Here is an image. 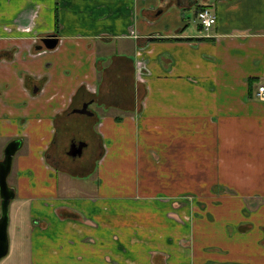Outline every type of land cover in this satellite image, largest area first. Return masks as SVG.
Returning a JSON list of instances; mask_svg holds the SVG:
<instances>
[{"label":"crops","instance_id":"obj_1","mask_svg":"<svg viewBox=\"0 0 264 264\" xmlns=\"http://www.w3.org/2000/svg\"><path fill=\"white\" fill-rule=\"evenodd\" d=\"M180 1L0 0V161L21 140L9 223L31 221L30 264H264V0H197L209 38ZM214 181L237 190L195 218Z\"/></svg>","mask_w":264,"mask_h":264},{"label":"rangeland","instance_id":"obj_2","mask_svg":"<svg viewBox=\"0 0 264 264\" xmlns=\"http://www.w3.org/2000/svg\"><path fill=\"white\" fill-rule=\"evenodd\" d=\"M190 15V20L193 24H196L195 21V16H194V9H190L189 11H187ZM107 164H104V167H106ZM98 167H97V172H98ZM105 170V169H104ZM97 172L95 171L94 174V178L91 177V179H99L97 176ZM123 173V172H121ZM120 174V172H119ZM122 178L124 180L122 181H113L114 184H123L121 186L118 187H113L110 188L112 189L114 192L118 191V195H127L129 193V187L125 184L127 182V178L126 176L123 174ZM167 175V174H165ZM183 175V174H181ZM180 175V176H181ZM167 177V176H165ZM203 178H207V180H205V182H209L210 180H208V178L212 179V174H210L209 171H206L202 174ZM189 180L188 179H183L182 180V184H188ZM228 189H236V188H228L227 185L223 186L220 184V181H214V183L212 184L210 191H198L193 193L192 191H190V195H192L194 198L199 197L202 200L201 201H195V210H194V217H198V216H205L206 217V221L208 218L209 214H199L200 212H209L207 209H211L210 207H214L215 203L218 201L216 200V195L220 194V193H224L227 192ZM214 190V191H212ZM237 190V189H236ZM186 193V192H184ZM122 199V198H120ZM243 200V199H242ZM10 206V205H9ZM253 207V205L251 203H247L245 205L246 209H251ZM193 210V206H190V211ZM227 210V209H225ZM228 210H231L230 208ZM234 210H236L238 213L242 211L241 208V204L238 203ZM10 215V213H9ZM31 223V221H29L27 215L25 213H20L19 217H18V221L17 224L12 226V220L9 223V227H8V239L10 242V251L9 253L0 260V264H30L29 259H28V255L26 254V243L24 242L23 235H19L18 234V229H22V230H29L30 226L29 224ZM219 224H216L215 226H218ZM14 228V229H13ZM16 232H15V231ZM209 247V246H207ZM42 257L43 259V263L46 264H87V260H86V254L82 251V249L80 248L78 251H71L70 252V257L68 258H64L59 256L58 254V258L57 259H51L49 257L50 251H48L47 249H42ZM60 252V251H59ZM63 252H60V255H62ZM27 255V256H26ZM82 257L84 258V260L82 259ZM94 262V261H92Z\"/></svg>","mask_w":264,"mask_h":264},{"label":"water","instance_id":"obj_3","mask_svg":"<svg viewBox=\"0 0 264 264\" xmlns=\"http://www.w3.org/2000/svg\"><path fill=\"white\" fill-rule=\"evenodd\" d=\"M43 46L52 50L57 45V38L55 35L47 36L41 39ZM40 48V47H39ZM38 48V49H39ZM80 114L90 115L87 111V105L84 104L81 110H75ZM21 145V140H13L9 142L4 148L3 158L0 161V260L8 254L9 240H8V224H9V205L15 196L14 189L8 186L7 178L11 172L12 160ZM83 144H71L68 156L76 157L81 154Z\"/></svg>","mask_w":264,"mask_h":264},{"label":"built area","instance_id":"obj_4","mask_svg":"<svg viewBox=\"0 0 264 264\" xmlns=\"http://www.w3.org/2000/svg\"><path fill=\"white\" fill-rule=\"evenodd\" d=\"M197 22L200 29L207 33L215 24V16L207 9H202L197 14ZM258 97L264 100V86L258 87Z\"/></svg>","mask_w":264,"mask_h":264},{"label":"flooded vegetation","instance_id":"obj_5","mask_svg":"<svg viewBox=\"0 0 264 264\" xmlns=\"http://www.w3.org/2000/svg\"><path fill=\"white\" fill-rule=\"evenodd\" d=\"M197 0H181L180 1V3L181 4H184V3H188V4H190V5H192V8L194 9V16H195V21H196V23H197V25H198V22H197V14H198V12L200 11V10H202V9H207V10H209L212 14H213V12L208 8V7H206V6H203V5H201V4H198L197 2H196ZM191 8V9H192ZM214 15V14H213ZM189 17H190V15H188ZM215 16V15H214ZM191 21V20H190ZM215 23H216V16H215ZM215 25V24H214ZM214 25H213V27H214ZM199 26V25H198ZM213 27L211 28V30L209 31V32H207V33H204L201 29H200V32H202L203 33V35H204V37L205 38H209L210 37V32L212 31V29H213ZM200 28V27H199ZM49 36H51V35H49ZM47 37V36H46ZM43 44H42V42H41V40H40V42L37 44V48H39V47H41ZM44 47V46H43ZM45 48V47H44ZM82 109V108H81ZM81 109H79V110H81ZM13 141V140H12ZM73 144V143H72ZM74 144H76V143H74ZM79 144H83V143H81V142H78L77 144H76V146H78ZM84 145V144H83ZM71 146V145H70ZM69 149H70V147H69ZM82 150V149H81ZM68 152H69V150H68ZM67 152V153H68ZM71 157V156H70ZM77 157V156H76ZM73 158H75V157H73Z\"/></svg>","mask_w":264,"mask_h":264}]
</instances>
